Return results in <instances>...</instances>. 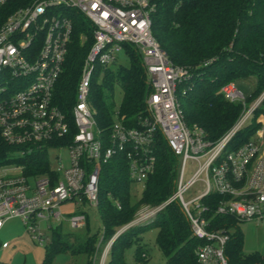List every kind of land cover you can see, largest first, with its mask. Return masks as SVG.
<instances>
[{
  "label": "built area",
  "instance_id": "1",
  "mask_svg": "<svg viewBox=\"0 0 264 264\" xmlns=\"http://www.w3.org/2000/svg\"><path fill=\"white\" fill-rule=\"evenodd\" d=\"M18 1L20 4L13 6ZM162 0H0V136L9 146L58 144L69 136L70 124L52 102L74 29L81 19L91 43L76 83L71 119L75 133L65 145L66 166L51 168L49 175L25 177L23 167H0V230L10 219H19L39 245L48 242L39 222H60L58 208L66 203L86 205L96 212L102 168L116 157L126 165L129 180L144 188L156 166L155 148L165 143L178 161L172 195L160 206L141 211L103 243L97 264H105L114 238L135 225H144L171 203H177L188 222L198 264H229L225 254L228 229H209V214L230 216L236 223L264 220V115L256 119L250 139L236 148L227 146L264 104L262 93L249 107L234 83L221 88L230 103L242 112L218 140L209 141L203 130L187 126L177 100V87L191 77L187 68L173 65L151 32V16ZM86 37V36H85ZM129 46L141 56L148 93L145 115L128 127L119 112L104 131L99 128L90 103V87L96 70L117 63L116 54ZM207 64V63H206ZM204 64V65H206ZM196 165L186 179V164ZM199 184L188 201L183 194ZM218 196L214 205L203 201ZM118 210L119 203L112 200ZM84 212L70 216L71 229L85 227ZM9 243H0L5 250Z\"/></svg>",
  "mask_w": 264,
  "mask_h": 264
},
{
  "label": "trees",
  "instance_id": "2",
  "mask_svg": "<svg viewBox=\"0 0 264 264\" xmlns=\"http://www.w3.org/2000/svg\"><path fill=\"white\" fill-rule=\"evenodd\" d=\"M18 4L15 1L12 5ZM73 24L72 41L52 97L53 104L70 124L69 136L58 144L30 146L29 150L9 146L0 136V167L21 166L25 177L49 175L52 180L57 179L47 153L55 146L67 144L75 133L70 111L82 62L89 48L88 43L81 44L79 40L81 33L90 37L88 28L81 19L74 18ZM151 32L169 61L191 72L188 81L177 87V100L185 124L201 128L207 140H218L242 112L239 103H230L223 98L220 91L223 86L253 78L255 88L251 99L246 102L264 91V0H162L151 16ZM89 40L91 43V37ZM123 50L125 64L98 68L90 87L94 119L106 132L113 122V91L116 87L122 92L118 112L126 126L132 127L145 115L148 87L141 56L127 45ZM259 110H264V104L236 134L228 148H236L250 139L257 128L255 116ZM155 157V170L145 181L137 201L132 200V182L123 159L116 157L103 166L96 213L102 222L104 244L132 221L139 208L160 206L172 195L178 161L162 141L156 144ZM218 199V196H212L203 202L212 206ZM112 200L119 203L120 210ZM208 216L209 229H229L238 224L230 216ZM149 226L157 229L156 245L166 264H198L194 251L199 243L191 238L188 222L177 203L164 207L147 225L133 226L122 232L112 242L105 264H126L123 251L132 244L137 245L134 264H146L148 255L140 246L139 232ZM84 228L88 229V217ZM99 237L87 235L70 244L67 236L55 232L44 264H49L55 255L66 252L86 253L91 257L95 254ZM225 254L229 264H264L257 256L242 255L241 235L237 229L235 234H230Z\"/></svg>",
  "mask_w": 264,
  "mask_h": 264
},
{
  "label": "rangeland",
  "instance_id": "3",
  "mask_svg": "<svg viewBox=\"0 0 264 264\" xmlns=\"http://www.w3.org/2000/svg\"><path fill=\"white\" fill-rule=\"evenodd\" d=\"M11 9H7L4 14L0 15V22L6 16ZM84 33L79 35V40L81 44L88 43L90 45V37ZM117 63L125 64V53L124 50L116 54ZM100 81V80H98ZM234 86L236 90L242 95L245 100L251 99V94L255 88V80L250 78L249 80H236ZM264 91L261 92V94ZM261 94H259L255 99L246 102V107H249ZM122 101V92L116 87L113 91V109L118 111ZM92 107V105H91ZM93 109V107H92ZM94 111V109H93ZM261 115H264V110H259L258 114L255 116L258 119ZM48 159L51 165V168H58L60 166L59 159L66 166L67 163V150L62 149H49L48 150ZM196 165L186 164L185 173L186 179L193 173L196 169ZM175 183V182H174ZM142 186L140 184H131V197L133 201H137L140 198L142 192ZM199 190V184H195L189 188L184 194L183 199L185 201L193 198ZM147 208H154L149 206H142L138 209L136 214L133 216L132 221L138 218L139 214L143 213ZM61 215L60 222L56 221H42L39 222V228L44 234V238L48 239V242L43 245L32 239V236L26 231V228L23 226L19 219H10L8 220L0 230V243L6 242L9 243V247L5 250L0 249V264H44L45 256L47 251L50 249V245L53 239V234L55 232L60 233L64 237L67 236L68 242L70 244L74 243L77 238L80 240L88 236H98L102 232V222L100 216L89 209L86 205H75L72 202H66L62 204L58 210ZM79 212H84L88 217V229H71L69 226L68 219L70 216L78 214ZM131 221V222H132ZM130 222V223H131ZM148 223V222H147ZM144 225H147L144 223ZM142 226V225H135ZM121 229V228H120ZM119 229V230H120ZM236 229L240 232L241 235V253L244 256H257L264 261V220L260 221H251L238 223L234 228L231 227L228 229L229 234H235ZM118 231V230H117ZM156 234L157 229L153 226L147 227L145 230L139 232L141 237V248L147 253V262L146 264H166V260L163 257L162 253L156 245ZM101 245L98 249L95 250V254L91 257L86 253H75L71 254L69 252L61 253L55 255L49 264H97V260L100 256V251L102 249ZM136 244H132L130 247H127L123 251V259L126 264H134V252Z\"/></svg>",
  "mask_w": 264,
  "mask_h": 264
},
{
  "label": "water",
  "instance_id": "4",
  "mask_svg": "<svg viewBox=\"0 0 264 264\" xmlns=\"http://www.w3.org/2000/svg\"><path fill=\"white\" fill-rule=\"evenodd\" d=\"M121 233H122V232H120L115 238H117ZM115 238H114V240H115ZM114 240H113V241H114Z\"/></svg>",
  "mask_w": 264,
  "mask_h": 264
}]
</instances>
